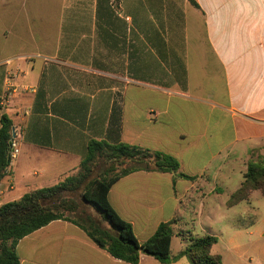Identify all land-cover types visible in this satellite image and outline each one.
<instances>
[{"label": "crops", "instance_id": "crops-1", "mask_svg": "<svg viewBox=\"0 0 264 264\" xmlns=\"http://www.w3.org/2000/svg\"><path fill=\"white\" fill-rule=\"evenodd\" d=\"M198 2L202 12L188 0H0V120L13 121L20 146L0 202L76 175L93 140L160 151L198 180L135 172L109 201L140 243L176 219L171 254L186 249L173 248L189 238L187 200L201 201V215L205 200L209 216L227 205L243 182L227 176L233 152L243 168L248 147L264 141V0ZM243 232L234 220L222 252L218 238L223 264L240 256ZM16 251L21 264H126L61 220Z\"/></svg>", "mask_w": 264, "mask_h": 264}, {"label": "trees", "instance_id": "trees-1", "mask_svg": "<svg viewBox=\"0 0 264 264\" xmlns=\"http://www.w3.org/2000/svg\"><path fill=\"white\" fill-rule=\"evenodd\" d=\"M188 1L202 12L198 0ZM0 122L1 183L11 167L10 144L14 124L7 115H3ZM99 160L107 167L97 177H93L92 165L99 163ZM135 172L171 174L174 182L179 179L198 180L183 173L178 159L169 154L124 143L109 144L93 140L89 142L87 154L76 175L0 206V264H21L16 251L18 243L60 220L79 227L99 248L126 264H139L142 256L153 257L161 264H171L183 257L190 264H223L219 255L209 256L211 245L218 243V238L211 235L190 236L186 249L172 256L171 243L176 219L161 224L147 242L140 243L137 240L132 225L119 216L109 201L113 185ZM255 189L264 194L262 154L257 156V160H249L243 182L231 195L227 206L247 199ZM85 207L94 210L100 219L90 214Z\"/></svg>", "mask_w": 264, "mask_h": 264}, {"label": "rangeland", "instance_id": "rangeland-1", "mask_svg": "<svg viewBox=\"0 0 264 264\" xmlns=\"http://www.w3.org/2000/svg\"><path fill=\"white\" fill-rule=\"evenodd\" d=\"M242 149L240 151H243ZM248 150H250L249 155L243 158L245 166L243 168L240 162V158L238 157L239 155L237 154L238 150L236 149L235 152H233V155L231 156V169H229V167L227 170V176L231 178L232 182H235L237 178L242 176L243 169H247L249 160H257V156L259 154H262L264 156V141H261L259 145H252L248 147ZM101 162L102 160H99V163L92 165V168L94 170L93 177H97L102 169H106L107 165L105 166V164H102ZM118 169H122V167H119ZM111 176L112 175H110L109 178ZM193 197L196 196L193 195ZM200 202L201 201L197 198H195V201H191L189 199L186 202L184 221L182 222V225L180 227V229L182 230V232H184V234H186V236L190 237L193 235L194 237H202L208 234V230H214V232H219V230H221V228L218 226L214 228L209 226L210 224H213V215H208L209 201H204V209L202 215L200 210ZM3 204V202H0V206ZM85 208L90 214L94 215L97 219H100L94 210L87 207ZM227 214L232 215L233 213L229 212ZM234 220L239 226L243 228L244 231L242 238L238 240V242L241 243L242 246L238 252V255L240 256H235L234 254L229 255V257H231V262H228V259H226V264H264V212L252 210L249 212V215L246 219L238 214L230 218L227 221L230 227H225L220 231L222 236L218 237L220 241L218 250L222 252L229 249L228 241L230 236H228L227 232L228 228H232ZM198 224H203L202 228L204 232L197 228ZM256 227L257 229H255ZM225 229H227L226 232ZM194 232H198L199 236L194 235ZM187 240H183L182 238H178L177 240H175L173 248L174 252H176L178 248H180L181 244L184 246L188 245L189 241Z\"/></svg>", "mask_w": 264, "mask_h": 264}, {"label": "clouds", "instance_id": "clouds-1", "mask_svg": "<svg viewBox=\"0 0 264 264\" xmlns=\"http://www.w3.org/2000/svg\"><path fill=\"white\" fill-rule=\"evenodd\" d=\"M241 181L243 180V176L240 177ZM238 188L239 185L237 184ZM252 210H256L258 212H264V194L261 193L259 189H255L250 192L247 199L241 200L238 204L232 205L231 207L226 204H215L213 206V224H207L214 227H220L221 230L225 227H230L227 221L235 215H240L243 218H247L249 212ZM233 213L232 215H228L227 213ZM203 224H198L197 228L204 232L202 228ZM194 235H198V232H194ZM216 247L215 244H212L209 248V256H214L215 252L212 251Z\"/></svg>", "mask_w": 264, "mask_h": 264}, {"label": "built area", "instance_id": "built-area-1", "mask_svg": "<svg viewBox=\"0 0 264 264\" xmlns=\"http://www.w3.org/2000/svg\"><path fill=\"white\" fill-rule=\"evenodd\" d=\"M11 79L9 78L7 80L8 83H10ZM0 102L3 103L4 100L3 98H0ZM20 154V146L19 142L17 141V134L16 131L13 129V138L11 140L10 144V158H11V163L15 161V159L19 156Z\"/></svg>", "mask_w": 264, "mask_h": 264}]
</instances>
